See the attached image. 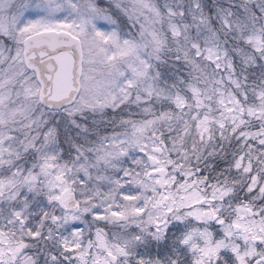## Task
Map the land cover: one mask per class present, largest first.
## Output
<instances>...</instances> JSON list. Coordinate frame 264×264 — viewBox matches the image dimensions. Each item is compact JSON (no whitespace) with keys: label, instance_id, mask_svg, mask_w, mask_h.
I'll return each instance as SVG.
<instances>
[{"label":"snow or ice","instance_id":"snow-or-ice-1","mask_svg":"<svg viewBox=\"0 0 264 264\" xmlns=\"http://www.w3.org/2000/svg\"><path fill=\"white\" fill-rule=\"evenodd\" d=\"M0 264H264V0H0Z\"/></svg>","mask_w":264,"mask_h":264}]
</instances>
